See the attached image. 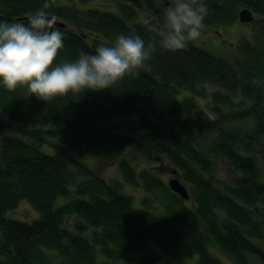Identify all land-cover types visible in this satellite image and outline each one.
<instances>
[{"label":"trees","instance_id":"16d2710c","mask_svg":"<svg viewBox=\"0 0 264 264\" xmlns=\"http://www.w3.org/2000/svg\"><path fill=\"white\" fill-rule=\"evenodd\" d=\"M44 0H0V21H23ZM204 25L234 22L241 6L264 12V0H206ZM144 5L155 24L139 18ZM163 0H56L46 9L66 22L55 64L94 54L120 34L135 31L146 42L165 31ZM264 15V13L262 14ZM253 39L239 38L231 59L189 42L176 52L158 47L143 68L112 89L57 96H29L0 83V112L17 133L0 140V264H237L254 256L264 264V20ZM213 87L207 92L206 87ZM206 99V107L199 98ZM71 108V116L64 114ZM137 120L131 132L122 118ZM250 122L248 127L237 122ZM225 123H229L225 124ZM214 135V138L212 136ZM54 146L47 152L42 146ZM133 149L166 160L191 189L183 198L156 168L135 169ZM117 161L122 178L107 179L85 161ZM232 174H214L216 156ZM146 191L134 204L125 186ZM26 199L32 220L8 216ZM154 241L159 251L146 247Z\"/></svg>","mask_w":264,"mask_h":264},{"label":"clouds","instance_id":"9594fccd","mask_svg":"<svg viewBox=\"0 0 264 264\" xmlns=\"http://www.w3.org/2000/svg\"><path fill=\"white\" fill-rule=\"evenodd\" d=\"M56 0H44L41 9L23 21H0V83L8 91L26 87L28 95L45 103L57 96L87 90L112 89L126 75L144 67L160 49L176 52L196 41L209 9L206 0H168L165 31L147 44L135 31L120 34L112 45L100 44L95 53L83 50L74 62L55 64L64 47V33L54 28L46 9Z\"/></svg>","mask_w":264,"mask_h":264},{"label":"rangeland","instance_id":"374dc122","mask_svg":"<svg viewBox=\"0 0 264 264\" xmlns=\"http://www.w3.org/2000/svg\"><path fill=\"white\" fill-rule=\"evenodd\" d=\"M163 4H164V8L167 7L168 0H163ZM242 7V6H241ZM139 10V18L142 21H145L149 24H155L156 22L154 19V17L152 16V14L150 12L147 11L146 7L144 5L138 7ZM257 18L259 17V23L258 25H260L262 23L261 18L264 15H260L259 12L256 14ZM257 22H254L252 27L250 26H232L233 28L226 32V35L223 33V36H213L214 32H210L211 29L204 27L202 29L201 35L200 37L194 41V43L204 47L205 49H208L209 51L218 54L220 56L223 57H227L228 59H231L232 56L234 55V53L237 50L238 47V42H239V38L236 33L237 29L239 30H243L245 33H250L252 32V29H256V27L258 26ZM214 28H220V25H214ZM253 29V32H254ZM164 31L161 30V33H163ZM256 32V31H255ZM231 34V35H230ZM243 37V36H241ZM247 38L253 39V36H245ZM213 87L211 86H207L206 90L208 93L209 90H211ZM206 99H204V97H200L199 98V102L206 107ZM207 108V107H206ZM72 113V109L71 108H66L64 114L66 116H71ZM124 123L123 130L127 131V132H131L132 131V127L136 126L137 124V120L134 116H129L127 118H122L121 119ZM228 124L229 123H225ZM236 125H241L243 127H248L250 125V122H237ZM6 133H17L14 129V125L12 122V119L10 118L9 115H7L4 112H0V140L2 138V136ZM212 138H214V135L212 136ZM42 149L47 151V152H53L54 151V146L45 143L42 146ZM125 157H127L128 159L131 160L133 166L135 167V169L139 170L142 168H156L158 171H160L162 173V178L165 179V181L168 180L173 177V176H178L180 177V179L185 182L183 180V178L181 177V175L178 174V172L173 173L171 170V166L168 165V162L166 160H151L148 159L146 156L140 154V153H136L133 149H128V151L125 153ZM85 161L87 163H89L94 169L95 171H97L98 173H100L101 175L105 176L108 180L112 179V178H122L121 176V171L118 167L117 161H106V160H100L98 158H96L93 154H91L90 152L86 151L85 152V157H84ZM261 161V169H262V173L264 176V158ZM216 168H215V176L217 178H219L220 180H226L230 177V175L232 174V169L230 167L229 162L227 161V159L225 157H223L222 155H217L216 156ZM188 189H191L190 185L185 182ZM126 192L130 193L133 197L132 200H134V204L138 205L141 203V199L142 197L146 194V191L144 189H142V187L140 188L139 186H133V185H126L125 189ZM180 195V194H179ZM182 196V195H180ZM8 216L10 217H16L19 219H24V220H32L34 218H36L39 214V212L37 211V209L31 204L30 201L26 200V199H22L17 205L16 207L10 209L8 211ZM259 245L264 247V239L259 240ZM146 249L148 250H156L159 251L160 248L159 246L152 241L148 247H146ZM212 249H214V252L217 254V256L221 257V259L227 261L229 264H237L236 262H234L233 260H231L230 258H228V256L220 249H217V247H213ZM146 251V250H144ZM144 251H140V252H133V254H131V260L129 261H123L122 264H138V255L144 253ZM248 263L247 264H262L260 260H258L256 257L254 256H248ZM197 261V256L193 257L190 260L191 264H195Z\"/></svg>","mask_w":264,"mask_h":264},{"label":"flooded vegetation","instance_id":"af4514ba","mask_svg":"<svg viewBox=\"0 0 264 264\" xmlns=\"http://www.w3.org/2000/svg\"><path fill=\"white\" fill-rule=\"evenodd\" d=\"M168 6H169V4H167V7ZM247 6L245 5V6H242V7H247ZM242 7H240V9ZM248 7L252 10V12L254 13V16H255V18L252 21H244V20H241L240 19V16H238L239 15V13H238V15H237L238 17H237L236 21L230 22V23H224V24H217V25H220V28L221 29L214 28V25H204V27L211 29L210 32L211 33L214 32L213 33V36H223V33L226 35V32L230 31L233 28L232 26H234V25H236V26H239L240 25V26H250V27H252V25H253L254 22H257V25H258L259 20H260V18L259 17L257 18V15H256L258 12L255 11V9H253L252 7H250V6H248ZM165 8H163V10ZM240 9H239V11H240ZM263 13L259 12V14L261 16H262ZM261 20L262 21L264 20V16L261 18ZM253 29H252V32H250L249 34L248 33H245L242 29L241 30L237 29V31H236L237 35L236 36H238V38H241V36H248V37L249 36H256L255 29H254V32H253ZM161 30L159 29V31H161Z\"/></svg>","mask_w":264,"mask_h":264},{"label":"water","instance_id":"95a60500","mask_svg":"<svg viewBox=\"0 0 264 264\" xmlns=\"http://www.w3.org/2000/svg\"><path fill=\"white\" fill-rule=\"evenodd\" d=\"M48 16L49 18L55 17L53 15H48ZM238 16H240V19L244 21H252L255 18L254 13L248 6L241 8ZM55 20H56V24L60 26H65L66 24V22H64L63 20H59L56 17H55ZM172 172L176 173L177 170L174 168L172 169ZM168 183L171 189H173L178 194L182 195L183 198H186V199L189 198L188 189L186 185L184 184V182L180 179V177L173 176L168 180Z\"/></svg>","mask_w":264,"mask_h":264}]
</instances>
